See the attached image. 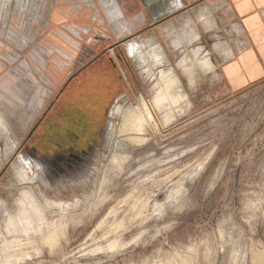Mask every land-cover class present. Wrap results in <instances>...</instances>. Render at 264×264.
<instances>
[{"label":"rangeland","instance_id":"rangeland-1","mask_svg":"<svg viewBox=\"0 0 264 264\" xmlns=\"http://www.w3.org/2000/svg\"><path fill=\"white\" fill-rule=\"evenodd\" d=\"M22 1L0 6V264H264V79L235 91L221 73L228 20L208 30L196 7L197 28L184 0ZM143 5L146 27L175 16L136 34L122 8ZM161 26L177 109L131 49ZM143 100L137 144L122 114Z\"/></svg>","mask_w":264,"mask_h":264},{"label":"crops","instance_id":"crops-1","mask_svg":"<svg viewBox=\"0 0 264 264\" xmlns=\"http://www.w3.org/2000/svg\"><path fill=\"white\" fill-rule=\"evenodd\" d=\"M212 1H216V3H210ZM178 2L179 0H177V4ZM187 2L188 8L184 9L187 10L189 17L193 19L197 28L200 26V23L196 11L201 6L211 9L217 20V23H215L216 26L218 24L217 30L220 29L223 19L228 20L227 26L233 34L230 35L228 40H225L228 43L227 46L225 49L222 48L219 51L215 50L213 46L212 51L214 54H217L219 59L225 60L223 63L219 64V69L228 80L230 87L237 91L263 80L264 0H184L182 4H187ZM203 3H209V5H204ZM196 7L198 8L195 9ZM203 10L204 9H202V11ZM122 11L125 13L126 18H128V21H123V23L136 20L133 27L145 26L148 21L142 13H139L140 11L134 12L131 14V17L127 15V13L131 12V9L126 10V8H122ZM123 18L125 17L123 16ZM231 26H233V29ZM165 28L164 26L157 28L159 33L156 35L159 40L157 38L156 40H158L159 42H157L161 45H164V37L165 40L167 38V35H165ZM204 31L206 30L204 29ZM199 33L201 36L200 31ZM125 39L128 38L126 37ZM167 40H169V38ZM213 53L211 52V54Z\"/></svg>","mask_w":264,"mask_h":264},{"label":"bare ground","instance_id":"bare-ground-1","mask_svg":"<svg viewBox=\"0 0 264 264\" xmlns=\"http://www.w3.org/2000/svg\"><path fill=\"white\" fill-rule=\"evenodd\" d=\"M21 1L22 0H20V2ZM164 1H166L167 4L168 3H172V4L177 3V0H152V2L155 3L158 11H162L165 9ZM2 3H3V0H0V6L2 5ZM202 13H203V16H206V12L204 10L202 11ZM215 23L216 22H215L213 17H208V19L205 23L206 29H208V30H211V28L213 29L215 27ZM171 38L174 39L173 36ZM196 38L197 37H195V39ZM178 40H179V38H177V40H173L174 43L177 44V46L179 44ZM180 44H181V42H180ZM131 47H132L131 49L134 50L136 55L140 56V58L143 61V64H145L147 66V68H145L144 70L146 73H148L149 76H154V74H155L153 71L152 65L161 67V69L159 70V82L157 83L158 88H157L156 94L154 95L155 96L154 97L155 105L162 110L165 109L167 106L174 105V104L178 105L176 107V109L178 107H180L182 102L186 99L187 95L182 92L181 82L179 80L178 75L175 72L174 67L173 66L172 67H166V65L169 63L168 62L169 60H168V57L166 55H164V53L162 51V45H158L157 42L154 43V42L149 40L147 42L142 41L140 43L139 42L134 43V44H132ZM183 59L187 60V55H185V57H183ZM150 61H153L152 65L150 64ZM182 66L184 68H188L186 61L183 62ZM168 109H167V112L165 114V118L163 117L164 120H166V122L173 118L172 113L168 112ZM117 111H118V113H121V108H118ZM2 114L0 112V124L1 125L4 123V120H5V118ZM122 115H123V124L121 126L122 133L123 132H134V134H136V135L132 136L129 139H131V141H133L134 143H137V144L143 142L145 138L141 137L137 134L141 135V133H143V132H145V130H147L146 129L147 126L151 125L152 122H154V116H153L151 110L149 109L147 102L145 100H143L136 107L128 108L127 110L123 109ZM127 135L128 134H126L124 136H127ZM142 135H144V134H142ZM124 160H125V158L121 157L119 155H116L114 157V163L118 164L119 166H122ZM27 172H29L28 169H27V171H22V170L19 171L18 172L19 177H21V179H23L25 181L30 180V182H31V180H34V178H31V176L28 175ZM31 191H32V189H31ZM31 191L29 190V194L31 193ZM33 195H34V193H33Z\"/></svg>","mask_w":264,"mask_h":264},{"label":"flooded vegetation","instance_id":"flooded-vegetation-1","mask_svg":"<svg viewBox=\"0 0 264 264\" xmlns=\"http://www.w3.org/2000/svg\"><path fill=\"white\" fill-rule=\"evenodd\" d=\"M186 7H184V8H188V2H187V5H185ZM142 7V6H141ZM148 12H150V9H149V7L147 6V5H143V7L140 9V12L139 13H142L144 16H145V18L147 19V20H149V17H148ZM127 15H128V17H131V13H127ZM175 15H168V16H166L163 20H166L167 18H171V17H174ZM163 20H159V21H156L155 23H151L150 25H148L147 27H146V25H147V23L145 24V27H141L140 29H139V31H137L136 32V34H139V33H142V32H146L147 30H149L150 28H153L154 26H156L159 22H161V21H163ZM136 34H133V35H136ZM133 35L130 37V35L127 37L128 38V40H130L132 37H133ZM123 42V41H122ZM125 42V41H124ZM113 46L115 47V45L113 44ZM77 58H79V59H77ZM76 59H77V62H79V61H81L82 60V56H79V57H77ZM81 59V60H80ZM52 104H54V102L52 103ZM51 107V106H50ZM46 115V114H45ZM45 115H44V117H45ZM44 117H43V119H44Z\"/></svg>","mask_w":264,"mask_h":264}]
</instances>
